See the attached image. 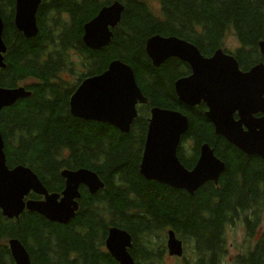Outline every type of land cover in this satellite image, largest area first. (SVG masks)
<instances>
[{"label":"trees","instance_id":"obj_1","mask_svg":"<svg viewBox=\"0 0 264 264\" xmlns=\"http://www.w3.org/2000/svg\"><path fill=\"white\" fill-rule=\"evenodd\" d=\"M112 1L41 0L38 34L26 39L13 24L15 1L0 0L6 45L0 87L34 81L25 86L31 92L28 98L0 111L6 165L28 167L50 193L63 190V169H90L104 183L95 195L80 188L78 211L66 225L28 211L17 220L0 213V264H14L6 244L10 238L29 251L31 264H118L104 248L109 227L132 235L130 254L136 264H161L168 229L183 243L192 242L189 264H223L228 256L226 226L238 220L247 246L233 257V264H264V231L258 232L264 217V162L217 136L204 104L190 108L178 101L173 83L189 74L186 64L168 59L155 68L144 49L150 36H176L208 56L221 47L247 71L264 63L258 49L264 41V0H118L124 10L110 43L90 50L82 42L83 25ZM229 34L238 42L231 52L224 48ZM114 59L131 66L147 99L137 106L127 134L74 118L68 107L78 84L103 72ZM152 107L187 116L177 155L191 169L198 147L208 143L225 164L217 185L205 183L190 195L139 174ZM189 141L190 152L183 147ZM29 198L39 196L31 193Z\"/></svg>","mask_w":264,"mask_h":264},{"label":"water","instance_id":"obj_2","mask_svg":"<svg viewBox=\"0 0 264 264\" xmlns=\"http://www.w3.org/2000/svg\"><path fill=\"white\" fill-rule=\"evenodd\" d=\"M14 1L13 24L16 30L26 39L36 37V15L41 0ZM123 10L124 5L118 0L102 6L96 16L83 25L84 45L94 51L108 46ZM3 30L4 21L0 15V70L6 67ZM144 49L155 68L169 58L187 64L190 74L173 83L178 101L188 107L203 103L207 109L205 116L217 136L244 155L258 157L264 162L263 62L243 72L237 60L221 48H216L210 57H204L193 43L158 34L146 39ZM258 49L264 56V41L258 42ZM30 94L24 86L0 87V111ZM146 103L131 66L114 59L103 72L80 82L69 98L68 107L74 118L108 124L127 134L137 117V105ZM259 113L261 116L257 117ZM188 124L187 116L179 111L152 107L138 172L147 181L192 195L205 183L217 185L225 164L208 143L198 147V158L191 169L181 163L177 151ZM4 148L0 130V211L6 219L17 220L26 210L49 222L66 225L78 211L80 187L90 195L104 188L99 176L90 169H63L60 172L64 180L63 190L49 193L28 167L8 168ZM30 193L42 199L25 200ZM7 246L14 264H31L29 253L17 238L9 239ZM104 247L118 264H136L130 254L132 235L128 231L109 227ZM183 251L182 241L172 229L167 230L168 256L180 258Z\"/></svg>","mask_w":264,"mask_h":264},{"label":"rangeland","instance_id":"obj_3","mask_svg":"<svg viewBox=\"0 0 264 264\" xmlns=\"http://www.w3.org/2000/svg\"><path fill=\"white\" fill-rule=\"evenodd\" d=\"M56 37V33L54 34ZM225 49H228V51H232L235 48H238V42L236 38L229 34L225 40ZM34 81L32 79H26L24 81H21L18 83V86H27L30 84H33ZM184 147V143H183ZM191 147H193L192 142L187 145V148L189 152L191 151ZM263 222L260 227V231H264V217ZM258 234V233H257ZM258 236V235H257ZM160 237V236H158ZM178 237V236H177ZM156 238V237H155ZM161 238V237H160ZM257 238V237H256ZM162 239V238H161ZM166 239H167V231L165 232V245H166ZM182 240L181 238H179ZM183 242V240H182ZM254 241L251 243V247H253ZM225 246L227 248L228 256L225 255L224 263L223 264H233V257L237 255L240 252H243L247 246L245 241V230L240 221H235L232 224H229L226 226L225 229ZM193 245L190 241L189 244L183 243L184 253L181 258H172L166 255L162 260L161 264H189V255H192L194 250L192 249Z\"/></svg>","mask_w":264,"mask_h":264},{"label":"flooded vegetation","instance_id":"obj_4","mask_svg":"<svg viewBox=\"0 0 264 264\" xmlns=\"http://www.w3.org/2000/svg\"><path fill=\"white\" fill-rule=\"evenodd\" d=\"M202 54V53H201ZM203 56H206V57H208V55H205V54H202ZM169 59H176V58H169ZM178 60V59H177ZM164 63V62H163ZM162 63V64H163ZM186 67H187V69L189 70V74H190V68H189V66L186 64ZM261 116V114L259 113L258 114V116L257 117H260ZM56 193H60V191L59 192H56ZM28 197H29V195H28ZM42 199V197H40L39 196V198L37 199V200H41ZM20 241V240H19ZM23 245V244H22ZM24 246V245H23ZM26 249V248H25ZM27 250V249H26ZM28 253H29V251H27ZM29 257H30V253H29ZM14 262V261H13ZM30 262H31V258H30Z\"/></svg>","mask_w":264,"mask_h":264},{"label":"bare ground","instance_id":"obj_5","mask_svg":"<svg viewBox=\"0 0 264 264\" xmlns=\"http://www.w3.org/2000/svg\"><path fill=\"white\" fill-rule=\"evenodd\" d=\"M181 142V141H180ZM236 148V147H235ZM237 149V148H236ZM238 150V149H237Z\"/></svg>","mask_w":264,"mask_h":264}]
</instances>
